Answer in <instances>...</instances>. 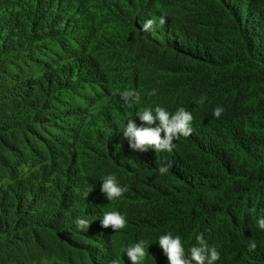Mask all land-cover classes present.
I'll return each instance as SVG.
<instances>
[{
	"label": "trees",
	"instance_id": "1",
	"mask_svg": "<svg viewBox=\"0 0 264 264\" xmlns=\"http://www.w3.org/2000/svg\"><path fill=\"white\" fill-rule=\"evenodd\" d=\"M92 1L128 31L147 107H184L193 131L172 152L131 150L120 130L141 126L146 106L129 112L115 90L68 104L95 77L91 56L61 64L49 48L79 31L76 1L0 0V264H131L125 250L141 240L142 264H168L169 232L186 255L202 234L216 264H264V0ZM109 174L127 187L113 201L100 191ZM108 211L127 226L103 228Z\"/></svg>",
	"mask_w": 264,
	"mask_h": 264
},
{
	"label": "clouds",
	"instance_id": "2",
	"mask_svg": "<svg viewBox=\"0 0 264 264\" xmlns=\"http://www.w3.org/2000/svg\"><path fill=\"white\" fill-rule=\"evenodd\" d=\"M165 23L166 20L162 16L159 24ZM155 24L153 19H148L143 23L142 31H151ZM150 94L154 95L155 91L153 90ZM119 96L130 107L141 100L140 93L132 89L120 91ZM205 100L206 97L202 96L198 103L203 104ZM224 111L223 107L217 106L213 111V116L220 118ZM137 115L142 122L141 126H137L132 119H129L126 126L120 130L122 132L121 139L127 140L129 148L133 151L147 152L152 149L156 153L172 152L175 148L174 141L181 136L187 138L193 131L191 122L194 117L184 107H179L174 113H170L161 106H156L154 111L151 107H146ZM154 124L155 126H153ZM170 167V163L163 164L159 167L158 172L166 174ZM100 191L108 201H113L121 197L127 191V187L121 186L117 177L109 174L103 179ZM75 223L76 227L82 231L88 230L90 227V221L84 218H77ZM257 225L259 229L264 230V216L257 219ZM101 226L117 232L127 226V219L119 211H108L102 216ZM196 239L198 246H192L187 255L179 235L173 236L171 232L160 235L158 244L163 249L168 264H216V261L220 259V252L217 248L215 246L209 247L202 234L198 235ZM256 248L255 240L250 241L248 244L249 252H254ZM125 253L131 264H142L147 256L144 241L141 240L128 247ZM113 264H117V262L113 261Z\"/></svg>",
	"mask_w": 264,
	"mask_h": 264
},
{
	"label": "rangeland",
	"instance_id": "3",
	"mask_svg": "<svg viewBox=\"0 0 264 264\" xmlns=\"http://www.w3.org/2000/svg\"><path fill=\"white\" fill-rule=\"evenodd\" d=\"M71 1V0H70ZM79 9L73 12L80 13L78 17V28L73 35L64 36L61 42L50 44V49L54 53H58L61 64H64L77 56V59L91 56L92 68L95 77L89 80H82L77 85V92L68 98V104L72 106H83L90 108L93 105L97 95L115 90L119 92L124 89H132L138 91L141 95L140 103L132 104V110L137 106L147 107L146 92H143L136 84V77L139 73L135 69V52L133 48L126 45L127 30L117 22L114 18L100 8L93 6L92 0H75ZM155 9V8H154ZM78 10V11H77ZM72 13L66 15L71 16ZM114 40L115 43L112 41ZM111 41L110 48L101 44V42ZM101 44V49L93 52L92 46L96 43ZM93 52V53H92ZM56 58V56L54 57ZM51 53L44 56L46 61L55 63ZM119 96V95H118ZM120 97V96H119ZM123 103H125L123 101ZM147 103V104H145ZM130 106L127 108L131 112Z\"/></svg>",
	"mask_w": 264,
	"mask_h": 264
}]
</instances>
